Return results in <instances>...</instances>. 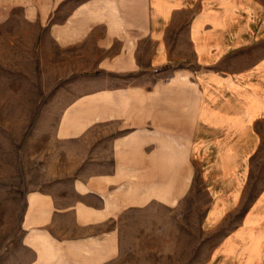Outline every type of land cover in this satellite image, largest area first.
Masks as SVG:
<instances>
[{
    "label": "crops",
    "instance_id": "crops-1",
    "mask_svg": "<svg viewBox=\"0 0 264 264\" xmlns=\"http://www.w3.org/2000/svg\"><path fill=\"white\" fill-rule=\"evenodd\" d=\"M0 0L43 26L84 89L57 127L63 140L108 133V158L68 196L32 190L23 200L24 264H110L116 222L152 201L169 205L196 173L209 203L206 229L238 222L205 264H264V187L247 203L253 159L264 152V0ZM186 44L193 61L175 54Z\"/></svg>",
    "mask_w": 264,
    "mask_h": 264
},
{
    "label": "rangeland",
    "instance_id": "rangeland-1",
    "mask_svg": "<svg viewBox=\"0 0 264 264\" xmlns=\"http://www.w3.org/2000/svg\"><path fill=\"white\" fill-rule=\"evenodd\" d=\"M74 0L55 17H64ZM0 20V264H24L21 213L25 196L49 191L68 196L74 181L93 172L90 160L108 158L111 124H96L88 135L63 140L60 117L78 99L83 85L61 87L67 74L53 57H62L43 26L22 20L17 7ZM175 54L193 61L186 44ZM246 201L264 187V152L253 159ZM187 192L169 205L151 202L124 210L116 222L121 252L110 264H205L218 241L239 215H227L223 227L209 231L204 217L209 195L194 173Z\"/></svg>",
    "mask_w": 264,
    "mask_h": 264
}]
</instances>
